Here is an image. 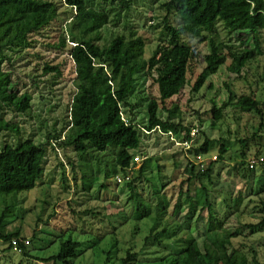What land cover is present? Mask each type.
I'll list each match as a JSON object with an SVG mask.
<instances>
[{
  "label": "rangeland",
  "instance_id": "rangeland-1",
  "mask_svg": "<svg viewBox=\"0 0 264 264\" xmlns=\"http://www.w3.org/2000/svg\"><path fill=\"white\" fill-rule=\"evenodd\" d=\"M99 1L95 0V3ZM101 3L110 10V0H102ZM199 3L200 0H192L194 7ZM165 15L166 12L156 1L137 0L117 24L110 23L100 33L103 41L109 43L118 34L129 38L131 32H135L145 40V58L149 59L164 35L162 25L154 27L162 23ZM171 23L177 27L181 25V21L174 16L171 17ZM68 24L65 16L48 30L33 35L29 48L19 47L7 53L9 60L1 65V69L11 72L21 93L32 96L33 109L28 114L18 116L11 113L10 109L5 108L3 111L0 107V117L17 124L21 131L20 136L4 132L0 137V151L8 145L16 147L30 136L37 144L47 143L49 136L62 135L64 139L70 121L68 104L75 91V66L67 52L48 45L60 42L62 30L68 34ZM212 39L218 43L221 54L227 55L223 34L207 36L205 43L189 35L183 36V40L196 49L197 56L189 73V83L181 95L162 104L154 79L143 77L138 80L128 105L122 108L125 120L142 127L148 124L147 109L152 100L160 103L163 119L168 115L166 109L178 106L183 124L192 129V141L185 142L184 133L177 137L165 135L158 129L153 132L142 130L140 150L124 152L110 148L100 153L89 149L85 154H78L73 148H61L56 141H50L42 161L44 174L37 181L36 188L19 196L0 197V215L7 205L16 204L6 221L7 232L21 231V238L26 241L25 250L30 252L31 257L23 256L22 251L14 247L8 251L9 243L0 240V264H52L36 258L58 255L62 243L70 238L85 243L81 250L90 248L85 257L74 264H104V259L100 258L102 252L112 247L116 251V244L120 240V243L127 245L134 241L136 251L141 253V264H158L153 261L161 253L169 255L177 252L182 249L187 236L200 237L203 233L210 214L208 209L200 212L207 198L204 188L208 190V200L212 204L211 213L225 222L228 231H239V225L257 224L262 220L264 133H259L260 117L244 113L237 102L241 97L253 96L264 106V55L249 63L241 76L228 71L227 67L231 63L228 60L203 89L195 93L192 91L193 86L203 70L204 57L210 51ZM260 40L264 46L263 34ZM70 41L67 35L66 42L69 45L72 44ZM47 63L59 66L61 76L54 73L45 75L44 66ZM214 101L218 107L230 103L223 112V119L217 123H214L211 113ZM256 133L261 134V137L253 138ZM206 137L212 141V145L209 153L202 155L199 149ZM246 139V164L240 167L243 160V145L240 141ZM222 145L228 148V153L223 161L218 159L215 162L214 158L219 156ZM129 155L134 158L130 174L135 173L134 176H137L138 169L146 167L147 173L135 184L136 191L144 201L158 204L155 193L166 185L164 195L170 203L169 214L159 224L157 232L159 234L169 229L170 234L160 235L157 242L153 239V245L144 246V236L149 233L154 222L150 218L138 220L134 215L137 202L127 188L130 179H124L125 173L119 168ZM198 155L202 156L204 164L198 163ZM261 159L263 162H260ZM253 160H257L255 177L250 173L253 170L250 162ZM189 163L195 164L196 171L205 170L212 163L211 177L203 179L201 183L194 181L182 186V181H186L189 175L186 172ZM119 178L123 181L119 182ZM91 183L90 190H86ZM240 198L243 203L237 207L235 201ZM200 215L201 219L197 221ZM125 222L127 224L124 227ZM188 222H192V226ZM186 228H190V232ZM136 231L139 234H135ZM96 238L101 239V244H97ZM229 247L243 250L251 259L252 251H255L260 264H264V230L252 235L249 229H243ZM111 262L117 263L114 259Z\"/></svg>",
  "mask_w": 264,
  "mask_h": 264
},
{
  "label": "trees",
  "instance_id": "trees-1",
  "mask_svg": "<svg viewBox=\"0 0 264 264\" xmlns=\"http://www.w3.org/2000/svg\"><path fill=\"white\" fill-rule=\"evenodd\" d=\"M135 1L137 0H110L112 6L108 10L102 5V0L98 3H95V0H0V107L3 111L5 108L10 109L11 113L19 116L28 114L33 109L32 96L29 93H21L11 72L1 69V65L8 59L7 53L19 47L29 48L33 35L48 30L65 16L69 21L66 30L72 44L66 42L67 35L61 29L60 42L48 46L67 52L75 66V91L68 104L70 121L64 139L62 135L49 136L47 143L37 144L30 136L20 141L16 147H4L0 151V197L19 196L36 188L37 181L44 174L42 161L50 141H56L58 146L64 149L73 148L78 154H85L89 149L100 153L110 148H118L124 152L140 150L142 130L153 132L158 129L165 135L177 137L184 133L185 142H191L192 129L183 124L178 106L166 109L168 115L163 119L160 103L152 100L147 109L148 124L142 127L125 120L122 111L135 92L138 80L143 77L154 79L162 104L182 94L189 83V73L197 56L196 49L183 40L184 35L203 43L206 42L207 36L219 34H223L226 40L224 48L227 55L221 54L216 40L210 41V51L204 57L203 70L193 86L192 91L195 93L200 92L228 60H231L228 71L232 75L241 76L249 63L264 55V46L260 40V36L264 35V0H200L196 7L192 5V0H154L166 15L162 23L154 27L162 25L164 35L149 59L145 58V40L135 32H131L129 38L118 34L109 43L103 41L101 30L110 23L117 24L124 14L130 12ZM172 16L181 21L179 27L171 23ZM49 73L57 76L62 74L59 66L47 63L44 66V74ZM211 87L212 85L209 88ZM232 98L231 94L230 101ZM229 105L230 103H224L218 107L216 102H213L211 113L214 123L223 119V112ZM237 105L244 113H253L260 117L259 133H264V106L253 96L241 97ZM4 132L21 135L19 126L2 116L0 137ZM259 133L254 134L253 138H260ZM240 142L243 145L240 167H244L248 140ZM211 145L212 141L206 137L199 152L207 155ZM227 153L228 148L222 145L215 162L218 159L223 161ZM133 161L134 158L129 155L121 162L119 168L125 173L124 179L130 176L127 188L137 202L134 215L138 220L150 218L154 222L149 233L144 236V246L153 245L160 235L170 234L169 229L159 234L157 232L159 224L169 214L170 203L164 195L166 185L155 193L159 199L158 204L144 201L136 191L135 184L147 173L146 167L141 166L137 176H134V172H129ZM211 164L205 170L196 171L195 164L189 163L186 171L189 175L186 181H182V186L194 181L201 183L203 179L210 178L213 173ZM250 173L255 177L254 169L250 170ZM89 185L86 190H90L92 183ZM204 190L207 198L200 212L208 209L210 214L201 236L190 234L185 238L181 250L169 255L161 253L153 262L260 264L255 251H252L251 259L243 250L232 249L229 245L232 246V241L240 236L243 229H249L252 235L264 230V216L257 224H242L239 225V231L230 232L225 228V222H221L211 213L212 204L208 200V190ZM188 196L191 197L189 192ZM235 202L239 207L243 199ZM15 205H7L0 215V240L9 243L8 251L13 249L12 243L17 242L23 256L29 258L31 254L25 250L26 241L21 238V231L7 232L6 221L16 208ZM189 213L195 216L193 212ZM200 219L201 215L197 217V221ZM188 223L192 226V222ZM190 228H186V231L190 232ZM175 230L181 232L179 229ZM135 234L139 233L136 231ZM96 239L97 244H101V239ZM120 242L121 240L116 244V251L112 247L102 252L100 258L104 259V264H115L111 262L113 259L116 264H141V253L136 251L137 245L134 241L128 245ZM83 246L85 243L70 238L62 243L58 255L36 259L43 263L74 264L89 252L90 248L81 250Z\"/></svg>",
  "mask_w": 264,
  "mask_h": 264
},
{
  "label": "built area",
  "instance_id": "built-area-1",
  "mask_svg": "<svg viewBox=\"0 0 264 264\" xmlns=\"http://www.w3.org/2000/svg\"><path fill=\"white\" fill-rule=\"evenodd\" d=\"M197 159H198V163H199L200 165H201V164H204L205 161L202 160V156H198ZM216 159H217V158H214V160H216ZM136 160L139 161L138 158H136ZM260 162H263V159H261ZM256 164H257V160H253V161L250 162V167H251L252 169H254V167H255ZM201 167L203 168V166H201ZM129 178H130V176H128V177L126 178V180H129ZM118 181H119V182H122L123 180H122L121 178H119ZM12 245L14 246L15 250H19V248H18V243H17V242H13Z\"/></svg>",
  "mask_w": 264,
  "mask_h": 264
}]
</instances>
